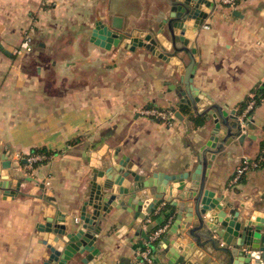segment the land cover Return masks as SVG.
Masks as SVG:
<instances>
[{
	"label": "crops",
	"instance_id": "1",
	"mask_svg": "<svg viewBox=\"0 0 264 264\" xmlns=\"http://www.w3.org/2000/svg\"><path fill=\"white\" fill-rule=\"evenodd\" d=\"M216 2L193 40L198 62L192 84L203 101L209 98L240 116L241 104L254 100L264 84V0H239L232 7ZM165 5L164 0H0V154L11 160V187L20 182L16 194L0 190V264H44L49 255L39 235L44 215L57 206L75 229L94 168L112 164L115 153L127 156L131 170L141 174L195 166L212 122L186 104V111L179 110L173 88L185 55H178L183 61L177 64L144 47L104 49L90 41L95 24L109 27L114 15L123 18L124 30L155 28L151 21ZM24 32L31 34L33 50L19 56ZM152 107L178 110L183 118L167 124L141 113ZM189 114L203 124L196 126ZM243 127L253 132L215 156L205 187L240 214L264 217V166L233 182L241 156L263 153L264 101ZM41 148L49 157L27 169L23 159ZM105 174L95 182L104 183ZM169 208L160 203L142 220L149 237L166 226L153 245L165 246L170 224L162 212ZM131 216L114 207L104 215L94 243L99 254L85 264H140L139 252L149 241L132 228L119 229ZM81 256L67 264H84Z\"/></svg>",
	"mask_w": 264,
	"mask_h": 264
},
{
	"label": "water",
	"instance_id": "2",
	"mask_svg": "<svg viewBox=\"0 0 264 264\" xmlns=\"http://www.w3.org/2000/svg\"><path fill=\"white\" fill-rule=\"evenodd\" d=\"M164 1L166 5L159 7L157 17L151 21L155 28L150 25L147 31L124 30L123 18L114 15L109 27L100 21L95 24L90 41L104 49L121 46L134 51L136 47H144L166 62L176 61L177 64L183 61L178 55H185L187 62L181 65L179 84L173 90L178 101L189 106L195 115L211 120L208 139L198 148L196 164L188 171L141 174L131 170L127 156L118 157L117 153L112 164L103 170L95 167V179L88 197L82 202L80 222L76 220L75 229H71L69 217L57 206L52 205L53 212L44 215L45 224L39 229L40 238L49 250L44 264H67L75 255H83L80 260L85 264L98 255L99 250L94 245L96 234L104 215L113 207L132 213L126 226L119 229L132 228L135 235L149 241L150 262L141 258L140 264H264V217L251 218L249 212L240 214L223 201L222 195L205 187L215 156L223 153L225 147L242 144L246 133L253 132L252 129L243 130L234 109L228 110L209 98L208 102L199 98L192 84L198 62L193 40L217 2ZM157 45L166 52L160 51ZM175 116L183 118L178 110ZM103 174L104 183H96ZM10 178L11 160L2 153L0 190L12 195L19 191L20 182L12 188ZM160 203L170 207L162 212L163 219L170 224L162 238L164 247L153 245L155 239L150 240L147 232L141 229L142 220ZM43 204L48 209V203ZM251 252H256L258 258ZM211 255L215 260H211Z\"/></svg>",
	"mask_w": 264,
	"mask_h": 264
},
{
	"label": "built area",
	"instance_id": "3",
	"mask_svg": "<svg viewBox=\"0 0 264 264\" xmlns=\"http://www.w3.org/2000/svg\"><path fill=\"white\" fill-rule=\"evenodd\" d=\"M221 4L227 5V6H234L239 0H219ZM33 50V39L30 33L24 32L23 37L20 41L19 47L17 48L16 54L19 56H25L31 53ZM264 101V94L260 97V102ZM255 106V100H251L246 108L244 109L243 113L238 116L241 124L245 125V118L247 113ZM142 114L152 117L153 119L157 121H163L167 124H170L173 120L176 119L175 116V110L171 108L167 109H158V108H146L143 109ZM49 156H47L44 153H36L31 154L27 157H25V167L27 169H32L33 165L37 162L45 161ZM264 166V154H261L257 156L255 159L250 158L249 156H241L239 158V164L236 168L235 175L233 177V182H236L243 174H245L247 171L253 168H258ZM156 213V212H155ZM166 229V226H162L157 228L152 232V235L150 236V240L156 239L161 232H163ZM150 249L148 247L147 242V248L141 249L139 252L140 257L150 262L149 257Z\"/></svg>",
	"mask_w": 264,
	"mask_h": 264
},
{
	"label": "trees",
	"instance_id": "4",
	"mask_svg": "<svg viewBox=\"0 0 264 264\" xmlns=\"http://www.w3.org/2000/svg\"><path fill=\"white\" fill-rule=\"evenodd\" d=\"M255 94L257 95V96H256V95L254 96L255 105H256V104L260 103V97H261L262 94H264V84H262V86L260 87L259 91L256 92ZM246 104H247V103H245V102H243V103L241 104V107L238 109L239 114H241V113L243 112V110H244ZM185 107L187 108V106H185L184 104H181V105H179V110H180L181 112H184V111H186V110H185ZM251 110H252V109H251ZM251 110L247 113L246 116H248V114L251 113ZM189 119H190L191 121H193L194 124H195L196 126H198V125H202V124H203V120H202L200 117H196V116H193V115L189 114ZM263 141H264V140H263ZM33 152H34L33 154H36V153H44V154H46L47 156L50 155V153L47 152V151H46L45 149H43V148H41V149H34ZM262 154H264V143H263V153H262ZM34 165H36V163H35ZM34 165H33V166H34ZM165 220H167V219H164L163 221H165ZM161 224H163V223H161ZM159 225H160V224H159ZM157 226H158V223L153 227V229H154L155 227H157ZM149 230H150V229H149Z\"/></svg>",
	"mask_w": 264,
	"mask_h": 264
}]
</instances>
